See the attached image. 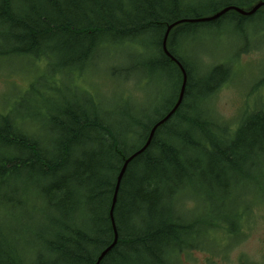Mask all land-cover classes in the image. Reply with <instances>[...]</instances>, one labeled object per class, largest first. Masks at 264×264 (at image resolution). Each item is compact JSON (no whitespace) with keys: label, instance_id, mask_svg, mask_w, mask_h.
I'll use <instances>...</instances> for the list:
<instances>
[{"label":"trees","instance_id":"trees-1","mask_svg":"<svg viewBox=\"0 0 264 264\" xmlns=\"http://www.w3.org/2000/svg\"><path fill=\"white\" fill-rule=\"evenodd\" d=\"M259 2L264 0H0V60L42 61L45 69L16 97H0V212L9 220L4 208H10L16 217L12 236L10 224L0 222V264H95L113 242L109 211L122 165L178 100L182 74L162 48L167 27L228 7L249 11ZM260 22L264 8L249 17L228 11L169 32L166 50L186 73L184 95L147 149L127 165L113 209L117 243L99 264L174 263L206 221L218 224L225 221L222 211H233L236 205L226 201L245 179L237 182V175L254 172L246 179L262 182L264 69L247 94L254 106L244 103L246 112L235 124L211 105L232 81V64L206 60L197 66L187 50L194 37L222 28L250 45L253 35L264 34L256 28ZM128 46L139 47L137 61L124 70L111 67L108 78L131 81L139 72L146 86L163 84L160 77L168 75L167 96L158 104L154 98L143 109L122 106L113 113L93 96L76 97L77 88L64 94L59 75L81 79L94 59ZM55 94L63 96L61 104ZM259 193L261 205L235 210L230 221L239 223L246 211L263 207V186ZM231 229L218 228L226 235ZM216 240L227 242L222 234ZM241 264L257 263L244 257Z\"/></svg>","mask_w":264,"mask_h":264},{"label":"rangeland","instance_id":"rangeland-1","mask_svg":"<svg viewBox=\"0 0 264 264\" xmlns=\"http://www.w3.org/2000/svg\"><path fill=\"white\" fill-rule=\"evenodd\" d=\"M190 3L194 1H202L205 3L211 0H189ZM197 4V3H195ZM264 8V7H263ZM257 29L264 31V22H260ZM253 30V29H252ZM252 46L245 54H241L239 59H236L240 52H243ZM250 45L244 43L242 39L237 38L232 34V31L228 28H222L218 31H208L207 33H201L193 38L192 42L187 45L189 54L194 57V63L198 65H204L203 61L209 62L206 65H214L219 63H231L233 71V79L228 84H225L223 88L214 96V103L211 101V105L215 107V111L218 116L223 120L234 121L235 124L239 123L245 114L244 103H247L249 108H252L255 104L253 98L247 99V94L253 88L257 82L259 76L261 77V71L264 69V34L258 33L251 38ZM257 46V48L255 47ZM141 53L139 47H124L118 50H110L105 54L94 59L93 63L82 74V78L74 76L59 75L57 79L61 83V88L65 95H70L73 88H77L75 92L76 97L84 98L87 94L95 97L99 103L104 106H109L108 109L116 112V109L122 106L140 107L145 108L149 102H153L154 98L156 103L162 96H167L169 90L168 75L161 76L160 80L165 85L153 82V84H141V77L139 72H135L133 80L136 82L134 89V82L125 81L122 78H117L114 82H111L108 78L109 69L113 66H118L124 70L129 66V62L138 59ZM44 62L32 63L25 58L0 60V97L6 95L9 98H14L24 88V86L30 82L33 78L44 72ZM204 66L201 71H205ZM45 73V72H44ZM200 76V75H198ZM158 80V79H157ZM219 80L212 82L211 84H217ZM262 104L264 105V90H261ZM56 95V94H55ZM53 95L57 103L61 104L63 96ZM2 99L0 98V102ZM235 119V120H234ZM235 127V126H234ZM46 138H49L46 136ZM261 169V183L255 185L251 179H246L247 176H255L254 172L244 171V175H237V182L245 178L239 185L235 186V191L231 193L226 203L231 206L236 205L232 212H228L230 216L234 215V211H244L249 207L261 205L259 202V188L263 186L264 192V162ZM264 197V194L261 198ZM191 204L186 203V208ZM227 206V205H226ZM228 207V206H227ZM238 207V208H237ZM198 212L207 213L208 208L200 207L196 209ZM4 212L8 214V219H2L3 212H0V222L10 224V235L12 236V229L16 226L14 221L16 217L10 215L9 210L4 208ZM249 218H248V217ZM251 216V217H250ZM248 218V219H247ZM245 236H240L238 244L234 246L228 254L219 255L216 259L208 258L203 253L182 255V262H189L194 264H241L239 259L241 256L251 260L252 262L259 263L264 262V206L261 208H254L252 214L246 212L245 214ZM16 233V232H15ZM16 234L20 235V232ZM22 234V233H21ZM216 234V233H215ZM214 234V237H215ZM22 236V235H20ZM19 236V237H20ZM179 256L174 257V261L178 260ZM172 260V259H171ZM172 260V262H174Z\"/></svg>","mask_w":264,"mask_h":264},{"label":"water","instance_id":"water-1","mask_svg":"<svg viewBox=\"0 0 264 264\" xmlns=\"http://www.w3.org/2000/svg\"><path fill=\"white\" fill-rule=\"evenodd\" d=\"M261 7H264V2H259V3L255 4L249 11H243V10L237 8V7H228V8H225V9L221 10L220 12H218L217 14H215L213 16H210V17H206V18H202V19H196V20H180V21L175 22L172 25H170V26L167 27V30H166V33L164 35L163 42H162V48H163L164 54L172 62H174L178 66V68H179V70H180V72L182 74V83H181V88H180L178 100H177L175 106L173 107V109L162 120H160L159 122H157L153 126V128L150 131L149 137H148V139H147L144 147L141 150H139L138 152H136L135 154H133L131 157H129L124 162V164L122 165V167L120 169V172H119V174L117 176V180H116V184H115L117 188L120 186V182H121V179H122V177H123V175L125 173V170L127 168V165L135 157H137L139 154H141L142 152H144L147 149V147L149 146V144H150V142L152 140V137H153L156 129L159 126H161L162 124H164L175 113V111L179 107V105H180V103L182 101V98H183L184 90H185V86H186V81H187V77H186V73H185L184 69L182 68V66L178 63V61H176L172 56H170L169 53L166 50V42H167V38H168L169 32L175 26L180 25V24H184V23L191 24V23H206V22L214 21V20L218 19L219 17H221L222 15L226 14L228 11H234V12L238 13L241 16L249 17V16H252L253 14H255ZM115 203H116V194L113 195L112 202H111V206H110V211H109V217H110L111 227H112V230H113V242H112V244L110 246H108L100 254V256L96 260L95 264H99L102 261V259L111 251V249L117 243L118 236H117V232H116V228H115V224H114V220H113V209H114Z\"/></svg>","mask_w":264,"mask_h":264},{"label":"flooded vegetation","instance_id":"flooded-vegetation-1","mask_svg":"<svg viewBox=\"0 0 264 264\" xmlns=\"http://www.w3.org/2000/svg\"><path fill=\"white\" fill-rule=\"evenodd\" d=\"M250 214H252V212H250ZM244 217L245 216L243 215L242 216L243 219L239 223L236 221L231 222L230 220L232 219V216L229 215L228 211H222L220 218L224 219L225 221H222L218 224H216L217 222L216 220L206 221L205 224L203 225V229L199 233V237H198L199 239L197 241L194 240L193 246L190 247V249L188 248V250L185 253H189L193 255L196 253H203L204 255H207L208 258H214V259H216L220 254L221 255L228 254L230 250L238 244L237 240H239L240 236H245L247 234L245 231L244 224H246L248 220L244 221L245 220ZM219 227L221 228L230 227L232 229L230 230V233L228 232L229 234L226 235L224 234L223 231L218 230ZM217 233H220L223 236H225V238H227V242L225 244L220 245V242L216 240V235H220ZM185 253H181V255L178 257V260L174 261V263L172 264H194L189 262L180 263L182 255ZM243 258L244 257L241 256L239 262H241ZM202 264L205 263L202 262ZM257 264H264V262H259Z\"/></svg>","mask_w":264,"mask_h":264},{"label":"bare ground","instance_id":"bare-ground-1","mask_svg":"<svg viewBox=\"0 0 264 264\" xmlns=\"http://www.w3.org/2000/svg\"><path fill=\"white\" fill-rule=\"evenodd\" d=\"M122 178H123V177H122ZM118 189H119V187L117 188L116 185H115L114 194L117 195Z\"/></svg>","mask_w":264,"mask_h":264}]
</instances>
